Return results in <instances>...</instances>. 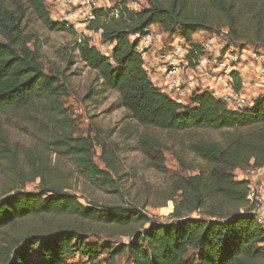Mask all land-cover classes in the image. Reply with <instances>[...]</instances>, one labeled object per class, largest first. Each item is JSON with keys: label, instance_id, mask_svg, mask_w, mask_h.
Masks as SVG:
<instances>
[{"label": "trees", "instance_id": "trees-1", "mask_svg": "<svg viewBox=\"0 0 264 264\" xmlns=\"http://www.w3.org/2000/svg\"><path fill=\"white\" fill-rule=\"evenodd\" d=\"M145 4L132 9L123 0L116 17L93 11L86 30L112 46L105 55L88 37L52 21L45 0H0V173L10 179L8 189L0 190V264H70L76 256L95 264L103 254L111 260L126 255L129 264H264V226L257 222L256 204L247 200L250 182L236 179L237 172L264 169V94L240 111L227 109L207 91L176 102L153 84L136 50L139 39L156 26L169 37L191 41L195 34L214 35L227 45L264 52V0ZM28 18L48 30L73 34L78 60L95 73L101 93H117L125 119L143 129L187 136L186 148L201 165H186L175 157L182 169L196 173L173 178L163 192L164 201L174 204L173 222H155L132 204H82L75 194L48 181L45 160L8 139L3 118L35 120L40 110L58 126L50 148L72 159L99 187H116L95 166L93 141L74 135L62 105L64 73L45 69L41 41L25 27ZM64 57L70 64L73 56ZM87 93L88 98L93 88ZM209 133L217 137L205 135ZM137 148L159 171L164 160L156 151L176 155L145 133L137 137ZM36 179L35 191L17 187ZM93 236L104 242H90ZM118 237L128 242L114 248Z\"/></svg>", "mask_w": 264, "mask_h": 264}, {"label": "rangeland", "instance_id": "rangeland-1", "mask_svg": "<svg viewBox=\"0 0 264 264\" xmlns=\"http://www.w3.org/2000/svg\"><path fill=\"white\" fill-rule=\"evenodd\" d=\"M46 4L48 2L45 0ZM130 8L145 7L146 1L127 0ZM26 29L33 32L42 44V63L47 71L57 70L64 73V81L67 83L62 105L67 110L68 116L75 127V136L89 137L94 144L93 162L98 169L103 170L115 182V189H103L98 183L90 180L79 169L72 159L60 154L59 149L50 148L52 139L58 136V126L51 125L46 116L38 110L35 112L37 119L17 117L13 122L4 120L7 137L10 141L18 143L24 150L33 151L36 158L45 160L48 172V181L80 198L82 204L96 202L107 205L132 204L142 208L155 222L168 224L173 222L172 212L174 204L165 202L163 193L171 180L177 176H190L196 172L186 171L181 168L176 156L179 155L186 165L200 166V161L186 148L187 136L184 134L162 133L155 130L143 129L134 122L125 119L124 109L119 107L117 93L108 90L100 91V81L95 73L90 71L77 58V52L73 51L74 36L67 31H51L33 18H28ZM73 29V28H72ZM155 39L150 52L144 57V67L151 80L156 78L157 64L160 56L159 48L170 41V37L159 27H152ZM78 35L87 36L90 44L96 47L102 54H109L110 47L100 41L98 34L84 33L82 27L74 28ZM197 37H196V36ZM193 37L204 39L205 35L195 34ZM170 38V39H168ZM168 39V40H167ZM71 54L73 59L70 64L64 60V54ZM94 93L88 98L89 88ZM149 134L164 146H169L176 155L170 151H156L162 156L164 165L161 170L153 169L146 158L137 148L139 134ZM217 137L216 134H205ZM100 146L104 149L102 153ZM107 165V166H106ZM110 167L113 170H110ZM257 170L237 172L236 179H247L251 185H261L264 188V177L256 173ZM259 180H256V177ZM257 178V179H258ZM10 179L0 173V190L8 189ZM39 179L34 182H23L17 187L26 191L38 189ZM197 215L192 214L195 218ZM90 242L102 244L103 237H91ZM113 247L120 243H127V238L118 237L112 241ZM70 264H88L86 259L78 256L70 260ZM95 264H129L126 255L109 259L103 254Z\"/></svg>", "mask_w": 264, "mask_h": 264}, {"label": "built area", "instance_id": "built-area-1", "mask_svg": "<svg viewBox=\"0 0 264 264\" xmlns=\"http://www.w3.org/2000/svg\"><path fill=\"white\" fill-rule=\"evenodd\" d=\"M46 1L52 21L73 29L82 27L84 33L89 32L86 27L94 20V10L109 11L116 17L123 4V0ZM152 30L139 39L136 47L143 61L153 41L159 40ZM196 37L187 41L171 36L159 48L157 75L153 78L156 87L180 103L186 102L194 92L207 91L232 111L242 110L264 94V52L227 45L214 35ZM247 200L256 204L257 222L264 226V188L249 184Z\"/></svg>", "mask_w": 264, "mask_h": 264}, {"label": "crops", "instance_id": "crops-1", "mask_svg": "<svg viewBox=\"0 0 264 264\" xmlns=\"http://www.w3.org/2000/svg\"><path fill=\"white\" fill-rule=\"evenodd\" d=\"M87 34H93V33H91V32H86ZM87 37V36H86ZM131 40H134V38H132ZM109 47H110V49H111V47L112 46H110L109 45ZM151 80V79H150ZM152 82H153V80H151ZM153 84H154V82H153ZM258 172V174H261L260 176L261 177H264V169H260V170H257L256 171V173ZM256 177V176H255ZM259 177V176H258ZM258 177H256V180H259V178ZM258 178V179H257Z\"/></svg>", "mask_w": 264, "mask_h": 264}]
</instances>
